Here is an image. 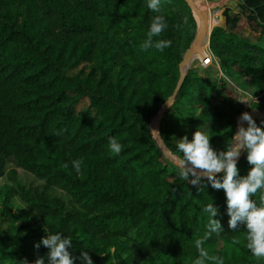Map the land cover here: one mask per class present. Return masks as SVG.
I'll return each instance as SVG.
<instances>
[{
    "label": "trees",
    "instance_id": "1",
    "mask_svg": "<svg viewBox=\"0 0 264 264\" xmlns=\"http://www.w3.org/2000/svg\"><path fill=\"white\" fill-rule=\"evenodd\" d=\"M155 15L168 28L153 39L172 45L143 51ZM224 17L210 39L222 76L190 69L162 119L161 139L177 158L179 138L192 139L188 130L205 131L216 150L231 142L244 109L228 80L258 96L253 106L264 110V0H242ZM197 29L184 0H162L159 13L147 0H0V181L10 175L16 183L0 189V264H47L42 238L58 232L73 240L70 252L84 248L94 264H195L207 203L218 207L225 230L204 244L209 255L264 264L245 249L243 228H228L224 190L205 178L197 186L179 179L152 135ZM84 99L90 106L78 113ZM256 123L264 129V120ZM111 138L122 145L119 155L108 149ZM246 156L237 164L241 176L251 167ZM73 160L83 161L79 174ZM10 163L46 188L21 185ZM53 186L68 200L50 194ZM15 197L26 209L14 208Z\"/></svg>",
    "mask_w": 264,
    "mask_h": 264
},
{
    "label": "clouds",
    "instance_id": "2",
    "mask_svg": "<svg viewBox=\"0 0 264 264\" xmlns=\"http://www.w3.org/2000/svg\"><path fill=\"white\" fill-rule=\"evenodd\" d=\"M162 0H147L150 11L159 13ZM225 25V24H224ZM168 28L163 15H155L151 18L147 38L141 48L143 51L155 49L163 52L172 45L171 40L157 39ZM240 120L247 123V127L241 124L235 135L227 142L224 150H216L211 144V137L202 130H196L192 139L187 136L179 139L176 150L181 154L177 160L176 176L189 181L193 186L201 183L206 178L215 190L223 189L226 196L227 215L229 216L228 228L237 230L243 228L244 247L250 255L258 261H264V129L257 126L252 115L245 112ZM108 149L111 153L119 155L122 145L116 138L109 139ZM241 150L246 152L247 162L251 166L246 175L241 176L237 167ZM82 160H73L72 167L79 174ZM67 167V165H65ZM217 174H222L220 178ZM201 189L198 188V191ZM260 193L258 200L252 197ZM206 216V231L200 239L194 242L197 258L195 264H224L220 256H210L204 244L213 235L220 237L225 231L219 219H216L219 209L214 203H207L201 207ZM239 242V241H237ZM42 245L49 251L47 264H94L88 251L82 248L80 255L76 256L73 240L70 236L63 237L62 233L48 234L42 238ZM37 248L40 244L36 245ZM27 264V261H25ZM35 264H45V258L35 261Z\"/></svg>",
    "mask_w": 264,
    "mask_h": 264
},
{
    "label": "rangeland",
    "instance_id": "3",
    "mask_svg": "<svg viewBox=\"0 0 264 264\" xmlns=\"http://www.w3.org/2000/svg\"><path fill=\"white\" fill-rule=\"evenodd\" d=\"M196 4L197 3H200L201 4V7H203L205 10H206V7H207V3L204 2V0H193ZM239 5V2H235L232 6H231V9L233 10H236V12H239V9L237 8ZM224 20V19H223ZM225 23L222 24V26H224ZM212 26H216V21L214 20V17L212 16ZM214 29V28H213ZM210 43H208L206 45V47H204L201 51L205 54V53H209V49H210ZM196 59H198L197 61L195 60L194 63L192 64L191 66V69H196V68H200L203 70V73L202 75L207 77V76H211L212 79H216V73L220 76H222L221 72H220V69H219V66L216 64L215 65V62L213 64H211L209 67H206V68H203L201 66V56H199L198 54L195 56ZM80 70L78 71H73L71 74H78ZM229 82V88L231 89H234L236 91V93L238 94V97H239V103L243 106V109L245 111H255L257 109L254 108L253 104L254 102H256V100L258 101V96H253L251 94H249L248 92H245L243 91L242 89L238 88V86L232 82L231 80H228ZM90 106V102L88 99H84L83 101H81V103L77 106V112L78 113H83L85 112ZM178 111V110H177ZM180 111V110H179ZM260 111H263L264 110H260ZM180 113V112H179ZM166 114V113H165ZM161 122H162V119L161 120H157L156 118L154 119L153 123H152V133H153V136L156 137V139L159 141L162 149L164 148V152L166 153H171L172 152L170 151L169 147L162 141L161 139ZM188 134H193L194 131L193 130H188L187 131ZM183 136H181L179 139L183 138ZM242 156V154H241ZM168 157V156H167ZM171 160L175 161L176 160L174 158H171ZM177 163V162H176ZM9 168L10 169H14L15 171H17V175H16V178L18 180V182L23 185V186H26L28 189H36V190H44L47 186V182L45 180H40L38 178L35 177L34 174H32L31 172L25 170L24 168H20L18 166H16V164L14 163H10L9 164ZM10 169L8 170V174L10 172ZM11 186V187H16V183L11 180L10 178V175L4 177L1 179L0 181V189L3 187V186ZM49 191L50 194H54L56 196H59V197H62L64 198L65 200H68L67 197H66V192L57 187V186H53L49 189H47ZM13 205H14V208L16 210H19V209H26V205L19 199V197H15L13 200Z\"/></svg>",
    "mask_w": 264,
    "mask_h": 264
},
{
    "label": "water",
    "instance_id": "4",
    "mask_svg": "<svg viewBox=\"0 0 264 264\" xmlns=\"http://www.w3.org/2000/svg\"><path fill=\"white\" fill-rule=\"evenodd\" d=\"M187 5L189 6L193 16L195 17L196 21H197V33L195 36V39L193 41V43L191 44L190 48L187 50V52L185 53L183 60L180 64V79L177 85L176 90L174 91L173 95L169 98V100L167 101V103L164 105V107L162 108L161 112L158 114V116L156 117L157 120H161L163 119L165 113L174 105L179 93L181 92L183 85L185 83V80L187 78L188 72L191 69L192 64L195 61V56L198 54L199 56H201V58L204 60L205 59V54L201 51V47L202 45L207 42L210 43V39L212 36V32L213 29L210 31L209 33V14L207 13V11L203 10L202 8H200L193 0H184ZM210 45V44H209ZM248 112V111H245ZM242 112L238 117H237V131L238 128L241 124H243L244 127H247V123L246 122H242L240 120V117L243 113ZM250 115H252L253 119L257 122V121H263L264 120V112L260 111V110H255V111H250L248 112ZM153 135V133H152ZM153 138L157 141V143L159 144L160 148L162 149L159 141L156 139L155 136H153ZM164 151V148L162 149ZM243 150H241V154L243 155ZM166 156H168L169 158H174L177 162V160L179 158L175 157L173 154L171 153H166ZM241 155L239 157V160L241 159ZM238 160V162H239ZM221 174H217V176H219ZM206 179V178H205Z\"/></svg>",
    "mask_w": 264,
    "mask_h": 264
},
{
    "label": "built area",
    "instance_id": "5",
    "mask_svg": "<svg viewBox=\"0 0 264 264\" xmlns=\"http://www.w3.org/2000/svg\"><path fill=\"white\" fill-rule=\"evenodd\" d=\"M207 4H208V11L207 13L213 14L215 15V17H217V15H219V17H221V22L219 25H217L216 27H221L223 23H225V17L224 14L226 12L227 9H231V6L235 3V2H242V0H206ZM239 5H238V9H239ZM233 10V9H232ZM236 11V10H233ZM218 18V17H217ZM224 19V20H223ZM220 21V20H219ZM215 56L213 55V53L211 52V50L209 49V53H205V59L203 60L201 58V66L203 68L209 67L211 64H213V62L215 61ZM257 101V100H256Z\"/></svg>",
    "mask_w": 264,
    "mask_h": 264
},
{
    "label": "bare ground",
    "instance_id": "6",
    "mask_svg": "<svg viewBox=\"0 0 264 264\" xmlns=\"http://www.w3.org/2000/svg\"><path fill=\"white\" fill-rule=\"evenodd\" d=\"M204 2L207 3L206 0H204ZM199 7L202 8L203 10H205L203 7H201V6H199ZM208 10H209V9H208V5H207L205 11H208ZM212 16L214 17V20L216 21V26L219 25V24H220V21H221V19H220L221 17H219V15H217V17H218V18H217V17H215V15L210 14V15H209V28H210V29H209V33H210V31L213 29V26H212ZM219 20H220V21H219ZM216 26H215V27H216ZM207 44H208V40H207V42H205V43L202 45L201 50H202L204 47H206ZM195 60L197 61L198 59L195 58ZM200 60H201V59H200Z\"/></svg>",
    "mask_w": 264,
    "mask_h": 264
},
{
    "label": "crops",
    "instance_id": "7",
    "mask_svg": "<svg viewBox=\"0 0 264 264\" xmlns=\"http://www.w3.org/2000/svg\"><path fill=\"white\" fill-rule=\"evenodd\" d=\"M197 5H198V6H201V4H200V3H197Z\"/></svg>",
    "mask_w": 264,
    "mask_h": 264
}]
</instances>
